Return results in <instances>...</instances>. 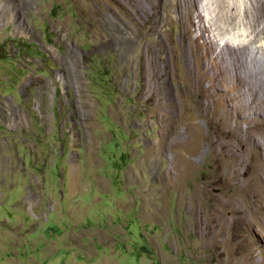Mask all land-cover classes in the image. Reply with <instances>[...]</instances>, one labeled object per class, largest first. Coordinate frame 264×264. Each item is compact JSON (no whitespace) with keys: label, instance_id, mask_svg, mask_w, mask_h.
Here are the masks:
<instances>
[{"label":"rangeland","instance_id":"obj_1","mask_svg":"<svg viewBox=\"0 0 264 264\" xmlns=\"http://www.w3.org/2000/svg\"><path fill=\"white\" fill-rule=\"evenodd\" d=\"M211 2L0 0V264H264V36Z\"/></svg>","mask_w":264,"mask_h":264},{"label":"bare ground","instance_id":"obj_2","mask_svg":"<svg viewBox=\"0 0 264 264\" xmlns=\"http://www.w3.org/2000/svg\"><path fill=\"white\" fill-rule=\"evenodd\" d=\"M209 1V0H208ZM257 1V0H256ZM261 1V0H260ZM169 4V0H164V6H167L166 4ZM212 3V2H211ZM177 4V3H176ZM216 5L217 7H218V10H219V12H218V18L220 17L221 19H219V23L220 24H222L221 26H222V29L223 30H226V31H229L230 29H236V28H238L239 26H241L242 27V29H243V27H245V28H248V29H250V31H251V34L252 35H254V33H255V37L256 36H261V35H263L264 36V27L263 28H261L260 26L262 25V26H264V2H260L259 3V5H257L258 7H256L257 8V10H255L256 12H257V16L259 17L258 18V23H254L253 24V22H254V20L256 19L255 17H253V18H255L254 20H253V22L251 21V20H248V21H246L245 23H242V24H240V16H241V14L239 13V5L241 4V0H215V2H213L212 3V5ZM208 5H209V3H208ZM245 5V4H244ZM255 5V6H256ZM169 6V5H168ZM174 6V5H173ZM224 6H226L225 8H227V9H223V7ZM232 7L233 9V13H232V11H229L228 10V8L229 7ZM175 7V6H174ZM178 6H176V8H177ZM214 7V6H213ZM242 7V6H241ZM172 8V7H171ZM175 8V9H176ZM231 9V8H230ZM241 11V10H240ZM165 12H167V9H166V11ZM248 13V12H247ZM253 14V13H252ZM165 15V14H164ZM217 18V19H218ZM252 18V19H253ZM167 19V18H166ZM218 21V20H217ZM163 22V21H162ZM256 22V21H255ZM168 23V22H167ZM197 27V26H196ZM256 27L258 28V27H260L261 28V32H258V33H256V31H257V29H256ZM160 28V27H159ZM243 30H245V29H243ZM262 37V36H261ZM233 88V87H232ZM165 103V102H164ZM204 105V104H203ZM171 109V108H170ZM246 119V118H245ZM238 121V118H237V120H236V122ZM244 121V120H243ZM247 123L246 124H249L250 126H248V130H255V129H258L259 127V120L258 119H256V118H250L249 120H245ZM240 122V121H239ZM236 124V123H235ZM238 126V125H237ZM240 126H241V123H240ZM261 126H262V124H261ZM225 132V131H224ZM227 132V131H226ZM232 133V132H231ZM239 135V134H238ZM260 135V134H259ZM241 136V135H240ZM199 137V136H198ZM200 138V137H199ZM198 138V139H199ZM204 138V137H203ZM232 138V140H229V139H231ZM201 139H202V137H201ZM223 139H225L229 144H231L232 146H233V148H236V147H238L239 146V144H241V143H243L242 142V140L240 139V138H238V136L237 137H232V136H230V132L228 133L227 132V136H225ZM247 140V139H246ZM236 144H234L233 142ZM253 141V140H252ZM236 146V147H234V145ZM175 145V144H174ZM221 145V144H220ZM250 145V144H249ZM247 143H246V145L245 146H248L249 147V149H250V147L251 146H249ZM253 147V146H252ZM223 149V148H222ZM254 149V148H253ZM221 150V149H220ZM251 150V149H250ZM225 151V150H224ZM218 154V153H217ZM226 154V153H225ZM224 154V155H225ZM236 154V153H235ZM221 155H223V154H221ZM230 155V153H228L227 152V159H226V161H228V159L229 158H231L232 160H235L236 161V159L238 160V157H236V156H229ZM217 156H219V155H217ZM221 157V156H220ZM240 158H241V156H240ZM216 159H218V158H216ZM222 159V158H221ZM220 159V160H221ZM219 160V159H218ZM217 160V161H218ZM247 160V159H246ZM246 160H238V161H234L235 162V164H234V166L232 167V166H230L229 164H226L227 162H224L223 164H224V166L226 167V170L228 171V175H229V181H233L234 182V179H236L238 176H237V173L239 174V172H236V167H245L246 165H248L247 163H249V162H247ZM222 161V160H221ZM225 161V160H224ZM229 162V161H228ZM230 164H232L231 162H229ZM222 164V165H223ZM251 164V163H250ZM224 166H223V168H224ZM246 168V167H245ZM246 170V169H245ZM257 170V169H256ZM216 172H217V169H216ZM226 174V173H225ZM248 174V173H247ZM240 176V175H239ZM257 176H254V177H249V176H247L246 174H244L243 175V179L241 180V178H239L240 179V181L239 180H237V181H239L238 183H233V186H235V189L238 191V194L241 196V197H247L248 195H250V194H254L253 192H255L256 191V188H257V184H258V182H256L255 180H257V178H256ZM222 178V177H221ZM226 178H227V176H226ZM260 178V177H259ZM225 180V179H224ZM228 181V182H229ZM198 188V187H197ZM198 190V189H197ZM196 193V192H195ZM198 194V193H197ZM260 194V193H259ZM258 195V194H257ZM235 196H236V194H235ZM253 196V195H252ZM233 197H234V195H233ZM253 197H255V196H253ZM231 199V198H230ZM231 200H233V199H231ZM230 201V200H229ZM246 202H247V200H245ZM227 204H228V202H227ZM235 204V201L232 203V205H234ZM222 206V205H221ZM225 206V205H224ZM226 208H229V207H231V206H225ZM225 207H223V208H225ZM238 207V206H237ZM234 209V208H233ZM227 210V209H226ZM233 211V210H232ZM225 214V213H224ZM222 216V215H221ZM224 217V216H223ZM222 217V218H223ZM231 229V228H230ZM245 263V262H244Z\"/></svg>","mask_w":264,"mask_h":264}]
</instances>
